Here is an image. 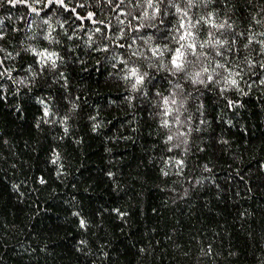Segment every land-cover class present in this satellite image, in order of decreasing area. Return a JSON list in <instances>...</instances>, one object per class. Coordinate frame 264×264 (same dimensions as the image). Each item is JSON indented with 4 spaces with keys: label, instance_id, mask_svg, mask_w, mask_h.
<instances>
[{
    "label": "trees",
    "instance_id": "16d2710c",
    "mask_svg": "<svg viewBox=\"0 0 264 264\" xmlns=\"http://www.w3.org/2000/svg\"><path fill=\"white\" fill-rule=\"evenodd\" d=\"M29 3L0 0V264H264V49L241 35L264 39V0H163L154 19L144 0ZM172 3L231 24L236 86L150 55L174 46ZM204 51L210 71L225 62ZM173 92L179 126L160 104Z\"/></svg>",
    "mask_w": 264,
    "mask_h": 264
},
{
    "label": "snow or ice",
    "instance_id": "6c2138e0",
    "mask_svg": "<svg viewBox=\"0 0 264 264\" xmlns=\"http://www.w3.org/2000/svg\"><path fill=\"white\" fill-rule=\"evenodd\" d=\"M10 4L15 6L17 3L23 4L30 8L32 12H37L38 10L35 7H32V5L29 3V0H8ZM35 3H40L41 0H34ZM124 0H120V3H123ZM163 0H144V8L143 11V18H149V13L147 9H152L153 15L152 19L156 17L157 14L160 13V7L159 4L162 3ZM197 2V0H187V6L190 9L194 6V4ZM206 2V0H204ZM48 5H51L53 3H58L61 7L67 8V6L64 3V0H47ZM171 7L174 9L173 12V19L177 18L178 15V27L172 25V21H168V25L166 26L167 30L165 31V37L170 38L172 42H174L173 47H169V45L166 43L164 44L163 48H161L159 45L155 47H149L148 51L152 57L160 58L165 55V53H168V64L170 67H168V71L171 74H179L183 73L186 78L190 79L193 84H203L207 85V83H210L214 75H219L218 72H216V69H224L225 72H227V76L223 77L225 81V85H232L236 86L238 84V81L234 78L235 76H239V72H233L231 67L227 63V56L229 53H231L233 56H236L238 54V49L234 47L235 45V35L231 33V24H228L227 21L219 22L217 23L215 20V17L212 12H209L206 16H198V18L193 21L192 17L189 16L187 9H182L179 7L178 4L172 3ZM71 11H75V9H71ZM91 13H89V18H91ZM164 16H167V11H165ZM253 23L255 24H261L264 22V18L262 19H256V17L252 18ZM47 23V21H45ZM3 24V21L0 20V25ZM160 24H164V19L162 18L160 20ZM140 27H143L141 25ZM251 27V26H250ZM174 28L175 34H172ZM215 30V31H212ZM99 31V29H97ZM201 31H203V38H201ZM246 35L247 37V43L244 45L245 48H247L252 43H257L260 45L261 49H264V39L256 40L254 39V34L251 33V31L247 34H241ZM229 36H231V40L229 39ZM260 36L264 37V33H260ZM49 37H45V39H48ZM4 39V33L2 30H0V40ZM131 47V45H129ZM208 47L212 50L211 56L221 58L225 60L224 63L220 62V59L214 60L213 67L210 71L209 66L207 64L208 59L210 58V53H207L204 51V49ZM199 48V52L197 49ZM35 52V50L33 49ZM264 54V53H262ZM10 55V54H9ZM44 63L51 62L52 67L56 66V59H54V56H56L55 53H49L47 51H43L40 53H36ZM132 55H138V53L133 52ZM139 55H144L143 53H139ZM187 57H192L193 59H187ZM148 57L146 56L145 59ZM163 64V62L161 61ZM43 66V65H41ZM251 66V65H249ZM165 67H167L165 65ZM264 67V65H262ZM6 72V69L3 68V60H0V75H4ZM147 76V73L141 74L139 72L138 67H132L128 69V75L125 76V79H132L134 82L132 84V90L137 91L139 85H143L145 77ZM264 82V81H262ZM177 88H180V85L177 84ZM223 91V89H221ZM146 95V93H144ZM157 96H160V93H156ZM183 101L179 100L176 96V93L173 92L169 96H162L160 100L161 108H162V114L164 117L172 116L173 115V106H177L175 108L176 115L174 117V123L175 125H180V109L183 107ZM229 105H231V101H228ZM44 115H49L47 107H45ZM162 125L164 127H171L169 121L167 119H164L162 121ZM67 131V129H65ZM185 135V133L180 132L179 130L176 131L175 136L178 138L180 136ZM173 135L168 136V141L173 140ZM57 155V159H58ZM55 161H53L54 163ZM178 165L182 164V161L177 162ZM167 173H165L166 175ZM41 183H44V181L41 179ZM81 227L84 226V221H80Z\"/></svg>",
    "mask_w": 264,
    "mask_h": 264
}]
</instances>
